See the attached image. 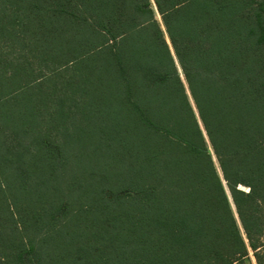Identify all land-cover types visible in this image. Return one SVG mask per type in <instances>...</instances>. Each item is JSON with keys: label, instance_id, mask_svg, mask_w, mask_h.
Listing matches in <instances>:
<instances>
[{"label": "trees", "instance_id": "16d2710c", "mask_svg": "<svg viewBox=\"0 0 264 264\" xmlns=\"http://www.w3.org/2000/svg\"><path fill=\"white\" fill-rule=\"evenodd\" d=\"M0 264H264V0H0Z\"/></svg>", "mask_w": 264, "mask_h": 264}, {"label": "rangeland", "instance_id": "374dc122", "mask_svg": "<svg viewBox=\"0 0 264 264\" xmlns=\"http://www.w3.org/2000/svg\"><path fill=\"white\" fill-rule=\"evenodd\" d=\"M177 70H178V73L180 74V77H181V79H182L181 69H180V67H179L178 64H177ZM184 85H185V84H184ZM185 87H186V85H185ZM205 143H206V145L209 147V149H211L206 139H205ZM210 152H212V151L210 150ZM212 156H213V155H212ZM213 159H214V162H215V166L217 167V169H218V171H219V167H218V164H217V162H216L214 156H213ZM219 173H220V171H219ZM222 185H223V189H224V191H225V193H226V195H227V198H228V202H229V206H230L231 212H232L233 216H234L235 219H236V222H237V224H238V228H239L240 234H241V236H242L243 239H244V233H243V231H242V228L240 227V224H239V221H238V219H237L236 212H235L234 204H233V202H232V199H231V197H230L229 191H228V189H227V187H226L224 181H222ZM241 188H245V187H244V186H241ZM244 241H245V239H244ZM252 261H253V259H252ZM253 262H254V261H253Z\"/></svg>", "mask_w": 264, "mask_h": 264}]
</instances>
